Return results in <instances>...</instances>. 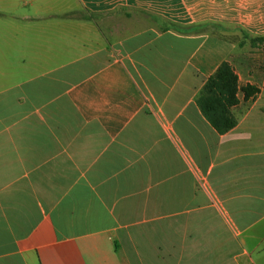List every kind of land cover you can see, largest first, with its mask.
<instances>
[{
  "label": "crops",
  "instance_id": "crops-1",
  "mask_svg": "<svg viewBox=\"0 0 264 264\" xmlns=\"http://www.w3.org/2000/svg\"><path fill=\"white\" fill-rule=\"evenodd\" d=\"M65 2L0 60V264H264V70L233 65L264 0ZM225 60L261 91L219 133Z\"/></svg>",
  "mask_w": 264,
  "mask_h": 264
},
{
  "label": "trees",
  "instance_id": "trees-1",
  "mask_svg": "<svg viewBox=\"0 0 264 264\" xmlns=\"http://www.w3.org/2000/svg\"><path fill=\"white\" fill-rule=\"evenodd\" d=\"M218 26L219 24L213 23ZM242 34L239 46L249 42L252 47L264 44V35H253L244 27H238ZM261 89L252 83L240 85L239 76L229 61H223L208 78L196 96V101L211 125L219 132L225 133L238 123L233 108L241 102H250Z\"/></svg>",
  "mask_w": 264,
  "mask_h": 264
},
{
  "label": "rangeland",
  "instance_id": "rangeland-1",
  "mask_svg": "<svg viewBox=\"0 0 264 264\" xmlns=\"http://www.w3.org/2000/svg\"><path fill=\"white\" fill-rule=\"evenodd\" d=\"M73 5V10L78 9L76 0H66L65 6H59L61 11H68L67 5ZM37 11H45V0H0V60L9 59V42L12 30H20L30 21L28 17ZM36 22V21H35ZM233 65L237 72L253 73V77L260 78L264 70V45L252 48L249 42L243 48H236L233 54ZM248 103L243 102L235 109V114L242 113Z\"/></svg>",
  "mask_w": 264,
  "mask_h": 264
}]
</instances>
